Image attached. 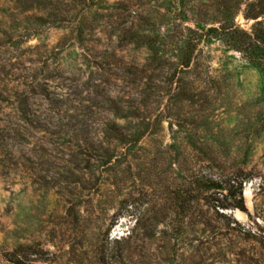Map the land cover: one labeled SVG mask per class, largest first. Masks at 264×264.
<instances>
[{"label": "rangeland", "instance_id": "obj_1", "mask_svg": "<svg viewBox=\"0 0 264 264\" xmlns=\"http://www.w3.org/2000/svg\"><path fill=\"white\" fill-rule=\"evenodd\" d=\"M263 12L0 0V264H264Z\"/></svg>", "mask_w": 264, "mask_h": 264}, {"label": "trees", "instance_id": "obj_2", "mask_svg": "<svg viewBox=\"0 0 264 264\" xmlns=\"http://www.w3.org/2000/svg\"><path fill=\"white\" fill-rule=\"evenodd\" d=\"M262 14H264V12ZM232 27H233V25L229 29H232ZM236 29H237V27H234L233 31H236ZM255 42L259 43L260 45H263V52H264V39L262 41H258L257 39H254L253 43H255ZM242 44L245 45L246 44L245 41H242ZM189 46L190 45L186 46L187 54H184L183 57H182V65L188 66V64L190 62V58L191 57H189L190 55H188V53H190V52H188L189 51ZM248 48L254 49L255 46H253V44L249 43L248 44ZM249 60H253V59H251V57H250ZM260 61L264 64V54L262 55ZM233 200L234 201H231L227 206H230V207H233V208H237V209H240L242 211L245 210V206H244L243 197H242L241 192H239L238 198L237 199H233ZM226 219L229 221V224L227 225V226H229L228 228H231L233 231H236V232H238V233L243 235V237L241 238V241L247 242L249 239L253 240L255 238L252 234H250L249 232L245 231L235 221H233L235 226L234 227L230 226L232 220L229 217H226ZM200 223L204 227H208V226L212 227L210 219L207 218V217H204V215L202 216V219H201ZM211 232L212 233L210 235V240L206 239L208 241H205V243H202V244L209 243V242L214 241L217 238L223 236L221 234L220 229L218 227L215 228V231H211ZM143 235H145L146 237L154 236V235H152V233H150V231H148V232L144 231ZM134 239H136V237L133 238V235H132V236H130L128 238L127 242H125L123 245L120 242H116V243H118V246H117V248L115 250V254H111L110 252H107V251L102 252V256H101L102 264H114L117 258H118L119 261H125V260L133 257L135 255V253H136V250H137V247L134 244ZM254 241H255V239H254ZM255 243H257V242L255 241ZM257 244H260V243H257ZM236 251H237L236 255L240 256L242 254V249L240 247H236ZM196 257H197V255L191 254L190 258H188V260L189 261H193V260L196 259ZM195 264H200V263L197 262Z\"/></svg>", "mask_w": 264, "mask_h": 264}]
</instances>
